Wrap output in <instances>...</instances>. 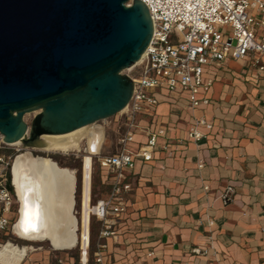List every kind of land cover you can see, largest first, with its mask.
I'll list each match as a JSON object with an SVG mask.
<instances>
[{"label": "crops", "instance_id": "1", "mask_svg": "<svg viewBox=\"0 0 264 264\" xmlns=\"http://www.w3.org/2000/svg\"><path fill=\"white\" fill-rule=\"evenodd\" d=\"M244 71L234 60L210 69L206 106L189 109L183 94L162 91L140 117L166 136L151 161H135L131 206L117 237L103 240L112 264H264V83L247 81ZM196 117L212 126L198 127L199 142L188 138ZM135 142L134 150L146 137L138 133ZM228 187L234 193L225 204Z\"/></svg>", "mask_w": 264, "mask_h": 264}, {"label": "water", "instance_id": "2", "mask_svg": "<svg viewBox=\"0 0 264 264\" xmlns=\"http://www.w3.org/2000/svg\"><path fill=\"white\" fill-rule=\"evenodd\" d=\"M128 2L0 0L4 143L32 150L42 137L71 133L126 108L134 82L123 72L140 60L153 34L146 5ZM34 112L29 125L24 117ZM101 147H92L93 155Z\"/></svg>", "mask_w": 264, "mask_h": 264}, {"label": "built area", "instance_id": "3", "mask_svg": "<svg viewBox=\"0 0 264 264\" xmlns=\"http://www.w3.org/2000/svg\"><path fill=\"white\" fill-rule=\"evenodd\" d=\"M133 1L129 0L128 6ZM140 1L149 11L153 34L145 57L128 75L134 89L128 105L119 113L124 131L115 153L91 156L92 167L97 158L102 184L107 185L106 196L92 204L90 211V228L92 219L100 223L99 242L93 253L95 264H112L105 256L103 240L117 237L118 226L131 206L135 161H151L158 139L166 136L163 127L140 124V117L158 106L159 93L183 94L192 110L206 106L214 81L209 70L223 68L229 60L244 62L247 81L264 83V0ZM200 126L212 127L203 117L194 118L188 130V138L194 142L204 138L198 130ZM138 133L146 137V142L134 150L132 144ZM169 148L168 142L161 145L164 151ZM204 189L208 191L209 187ZM233 193L232 187L224 191L225 204ZM13 203L7 183H0V234L6 237L5 244L13 238L21 240L10 217ZM193 253L199 255L202 251L194 249ZM152 255L148 253L149 257ZM89 263L90 244L85 251L80 250L79 258V264Z\"/></svg>", "mask_w": 264, "mask_h": 264}, {"label": "bare ground", "instance_id": "4", "mask_svg": "<svg viewBox=\"0 0 264 264\" xmlns=\"http://www.w3.org/2000/svg\"><path fill=\"white\" fill-rule=\"evenodd\" d=\"M145 53L135 66L141 63ZM84 140L86 153H89L82 160L79 219L75 216L77 180L72 170L60 167L48 157H34L30 152L21 153L14 160L11 173L18 204L15 231L21 240L46 242L57 251L78 247L81 251L87 249L90 244L92 209L91 156L95 154L91 148L99 150L104 141L103 130L90 125L64 135L42 137L33 149L43 153L67 154L80 151ZM32 249L9 242L0 249V264H21L27 251Z\"/></svg>", "mask_w": 264, "mask_h": 264}, {"label": "rangeland", "instance_id": "5", "mask_svg": "<svg viewBox=\"0 0 264 264\" xmlns=\"http://www.w3.org/2000/svg\"><path fill=\"white\" fill-rule=\"evenodd\" d=\"M134 67V66H133ZM132 67V68H133ZM125 70L123 74L130 75L131 69ZM37 112L25 115V121L30 125ZM95 129L100 128L104 131V141L100 150V154H112L116 152L118 146V139L123 133L124 129L119 123V114L100 121L93 125ZM0 134V183H7L8 176L11 182V168L14 160L18 155L30 152L34 157H48L54 160L60 167L68 168L75 174L77 180V189L75 194V213L76 218H80V202H81V176H82V160L86 153V140L83 141L82 149L80 151L70 152L67 154H50L39 152L34 149H25L23 144L10 145L2 141ZM101 170L97 158L93 159L92 175H91V199L92 204H95L99 199L105 197L107 192V185L102 184ZM12 192V191H11ZM14 197V192H12ZM18 205L14 197V203L11 209L10 217L12 223L16 224ZM100 223L97 219H92L90 228V258L93 257V252L99 242L98 231ZM7 239L0 234V244L5 245ZM10 242L19 247H33L34 251L28 250L27 255L21 264H75L79 262L80 247L73 250L57 251L49 246L48 243H31L21 241L18 239H11ZM61 261L62 263H59Z\"/></svg>", "mask_w": 264, "mask_h": 264}, {"label": "flooded vegetation", "instance_id": "6", "mask_svg": "<svg viewBox=\"0 0 264 264\" xmlns=\"http://www.w3.org/2000/svg\"><path fill=\"white\" fill-rule=\"evenodd\" d=\"M9 183H10V186L12 187V192H14V197L16 198V196H15V189H14V186H13V183H12V173H11V182L9 180ZM16 202H17V200H16ZM17 216H18V212H17Z\"/></svg>", "mask_w": 264, "mask_h": 264}, {"label": "trees", "instance_id": "7", "mask_svg": "<svg viewBox=\"0 0 264 264\" xmlns=\"http://www.w3.org/2000/svg\"><path fill=\"white\" fill-rule=\"evenodd\" d=\"M7 186L12 191V187L10 186V183H9V176H8Z\"/></svg>", "mask_w": 264, "mask_h": 264}]
</instances>
